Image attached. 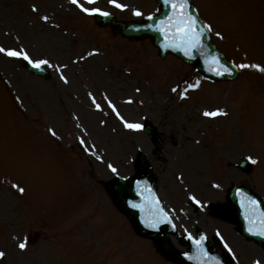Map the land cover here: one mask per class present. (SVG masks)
Segmentation results:
<instances>
[{
  "label": "rangeland",
  "instance_id": "rangeland-1",
  "mask_svg": "<svg viewBox=\"0 0 264 264\" xmlns=\"http://www.w3.org/2000/svg\"><path fill=\"white\" fill-rule=\"evenodd\" d=\"M193 2L231 62L264 67V0ZM79 3L120 19L142 18L155 7L152 0H117L123 9L110 0ZM87 15L71 0H0V46L50 61L43 77L27 71L22 58L0 53V264H173L106 196L105 182L131 175L138 151L153 164L158 194L181 232L200 228L218 236L219 251L239 264H264V249L209 215L212 205L225 204L232 184L264 200V72L249 67L236 82L204 83L179 60L158 59L149 42L121 40ZM105 96L124 120L151 122L155 142L126 128ZM216 109L226 115H203ZM241 159L252 172L238 168Z\"/></svg>",
  "mask_w": 264,
  "mask_h": 264
},
{
  "label": "water",
  "instance_id": "water-1",
  "mask_svg": "<svg viewBox=\"0 0 264 264\" xmlns=\"http://www.w3.org/2000/svg\"><path fill=\"white\" fill-rule=\"evenodd\" d=\"M157 3L159 6L157 14L152 19L144 20L141 23H117L112 17H96V20L102 25H109L114 33H119L130 40H141L146 37L151 38L153 44L159 49L160 57H163L169 52L174 53L211 81L233 80L237 78L238 73L235 68L216 50L211 42L207 30L190 4V0H188V10L198 21L197 27L202 32V47L198 50L192 49L191 56L185 55L184 51L180 48L167 47V40L164 34L158 31L155 26L161 20H165L172 12L170 6L165 3V0H157ZM150 25L152 27H149ZM214 57L218 58V63H213ZM223 67L230 68L231 74L216 75V71H223ZM146 130L149 131L148 129ZM153 179V174L149 166L144 161L143 156L139 155L137 173L134 177L130 178L127 182L117 179L109 184L115 203L131 219L136 231L140 234L154 236L157 240L158 247L177 264H236L235 261L230 259L225 261L221 260L206 239L203 240V249L206 251L207 256L201 255L196 241L203 235L198 232L197 240L179 236L172 226L169 216L159 223L156 228H150L146 225L145 219L152 216L157 209V205L154 203L157 200L153 191ZM228 198L235 206V211L224 213L222 217L228 221H235L240 225L239 230L247 239H253L255 243L264 245V236L254 235L252 232H249L250 224L248 219H246V213H250L253 210L256 212V216L254 217L256 220L259 219L260 213L264 212L260 199L246 188L234 187L230 190ZM251 200H255L257 203L253 205L250 203ZM132 204L139 205V207H132ZM167 233L178 237L182 245L184 244L187 247L188 253L180 254L175 252L167 237Z\"/></svg>",
  "mask_w": 264,
  "mask_h": 264
},
{
  "label": "snow or ice",
  "instance_id": "snow-or-ice-1",
  "mask_svg": "<svg viewBox=\"0 0 264 264\" xmlns=\"http://www.w3.org/2000/svg\"><path fill=\"white\" fill-rule=\"evenodd\" d=\"M73 4H76L78 7L81 8V10L88 14H94L99 13L104 16H108V12H102L99 8H88L85 7L83 4L79 3V0H71ZM94 0H88V3H93ZM110 3H112L117 8H126L127 6L124 4L117 3V0H110ZM165 3L170 6L172 14L167 16L165 20H161L158 25L155 27L158 31L162 32L167 40V47L172 48H180L184 51L185 55L191 56L192 49H199L202 47V32L199 27H197V19L193 17L192 13L188 10L189 4L188 0H165ZM36 7L33 6V11H36ZM135 15L140 16L141 13L139 11L135 12ZM42 19L44 21L48 20L47 16H43ZM149 19H152L150 16ZM149 27H152L151 25ZM208 31L212 30L211 25L205 26ZM217 36H221V33L217 32ZM0 53H3L7 55L8 57L12 58H22L23 60L27 61L28 64H30L35 69H41L45 66H50V61L47 59H33L26 51L11 49V48H5L0 46ZM95 53V50L93 52H90L89 55H92ZM218 58H213V63H218ZM52 67H56L55 65H51ZM239 68L245 69V68H256L260 70L261 72H264V67H262L260 64H239ZM231 74V69L228 67H223V71H216V75H223V74ZM60 79L64 81L65 84L69 83L68 77L64 75L63 73L60 74ZM192 88L199 87V82L194 85H190ZM139 91V89H137ZM89 96L92 99V103L95 106L97 110H101L102 105L101 103L97 102L96 97L90 92ZM105 100L107 101L108 106L116 113L118 117L123 121L124 126L128 129L140 131L143 128V125L140 123H130L127 120H124L122 116H120V113L116 109V105L111 101L110 98L105 96ZM129 103L132 101L129 100ZM203 115L205 117H217L220 115H226V113L222 109H216L213 111H204ZM52 132V135L55 136L56 133L53 130H50ZM82 144L85 143L84 140L80 141ZM249 159H252L249 157ZM255 162V161H253ZM108 167L113 173H118V169L114 167L113 165L109 164ZM139 183V182H138ZM20 193H24L26 189L20 185H13ZM214 187L219 188L220 185H214ZM192 200L196 202V204H201V201L197 199L195 196L191 197ZM154 203L157 205L156 212L152 214L149 218L145 219V223L150 228H156L159 223H161L163 220H165L168 217V214L164 211L162 207H159V201H154ZM251 204L255 205L257 202L255 200L250 201ZM132 207H139V205L132 204ZM256 216V212L253 210L250 213H246V219H248L250 227L249 232H252L254 235L264 236V212H261L259 215V219L256 220L254 217ZM219 234V233H218ZM191 238V237H190ZM205 237H200L196 241V244L198 248L200 249L201 255L207 256L206 251L203 249V240ZM19 248L21 250H24L26 248L25 243H20ZM225 247L228 249L229 252H232V249L229 245L225 243ZM6 256V253L3 251H0V259L4 258ZM254 264H261V260L257 259L254 261Z\"/></svg>",
  "mask_w": 264,
  "mask_h": 264
}]
</instances>
